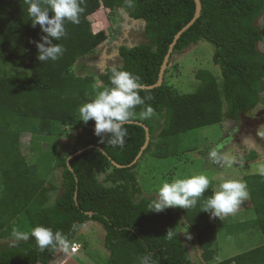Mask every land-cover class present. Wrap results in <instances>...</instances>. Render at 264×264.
Returning <instances> with one entry per match:
<instances>
[{
  "label": "trees",
  "instance_id": "trees-1",
  "mask_svg": "<svg viewBox=\"0 0 264 264\" xmlns=\"http://www.w3.org/2000/svg\"><path fill=\"white\" fill-rule=\"evenodd\" d=\"M200 2L199 17L181 34L169 61L175 53L204 40L213 47L212 61L220 69V78L210 70L198 69L195 90L179 93L166 82L167 68L161 86L141 91L142 97L151 96L146 104L155 114L140 120L138 114L144 106H138L137 115L129 120L145 124L150 140L140 158L127 166L145 141L143 127L126 124L123 147H113L98 142L94 121L85 124L78 120L79 106L110 85L112 68H105L97 78H79L73 72L78 59L92 55L107 39V32L92 31L88 17L102 7L108 17L122 9L130 18L145 21L146 42L132 47L121 45V65L115 67L138 75L141 85H152L174 35L192 19L194 1L135 0L134 7L127 8L124 0H85L80 23H66L67 36L53 40L63 46V55L42 63L33 41L43 33L39 25L32 26L25 0H0V239H15L0 245V264H47L60 248L40 251L31 236L25 240L8 234L6 230L16 218L27 226L23 233H30L37 225L62 231L68 248L84 224H101L105 231L103 245L108 251L106 264H195L180 233L183 222L194 231L204 264H264V244L215 261L216 218L200 210L213 193L211 188L196 207L181 208L182 216L170 208L148 210L155 197L137 198L143 194L137 166L145 154L156 158L179 156L185 152L179 148L183 133L225 120L237 121L258 103L264 105V54L257 48L263 37L254 24L264 11V0ZM20 68L23 71L17 74ZM95 82L99 88L93 90ZM68 129L75 133L71 149L57 152V142L68 135ZM24 135L32 140L53 136L54 151L44 152L29 163L21 151ZM71 154H75L69 160L72 170L66 163ZM112 161L126 167L118 168ZM56 168L61 169L62 189L47 205L53 188L47 177ZM98 174L103 175L102 180ZM243 179L255 214L252 224L259 225L264 236V175L255 173ZM168 229L177 232L171 240L165 236Z\"/></svg>",
  "mask_w": 264,
  "mask_h": 264
},
{
  "label": "rangeland",
  "instance_id": "rangeland-1",
  "mask_svg": "<svg viewBox=\"0 0 264 264\" xmlns=\"http://www.w3.org/2000/svg\"><path fill=\"white\" fill-rule=\"evenodd\" d=\"M94 32L103 30L107 32V39L98 46L92 55L78 59L72 69L79 78L83 76H94L102 74L107 67L120 66L121 57L118 54V46H135L146 42L144 37V26L142 20L130 18L126 11L117 9L112 16L100 7L93 15L89 16ZM132 23V24H130ZM254 24L260 28L263 39L257 43L258 50L264 54V11L255 20ZM108 42V43H107ZM213 47L210 43L200 40L190 45L180 53H175L170 61L166 73V82L179 93H188L195 90L198 81L195 72L198 69L210 70L216 77L220 78V69L212 61ZM18 69V73H22ZM96 80V79H95ZM95 88L99 83L95 82ZM68 135L63 136L57 142L56 151L70 150L74 142V130H67ZM66 131V132H67ZM29 135L21 137V151L29 163H33L37 157L44 152H53V144L56 139L53 136L34 137ZM53 141V144L51 143ZM46 144V145H44ZM219 144H223L221 154L233 159L228 165L221 163L213 164L208 157V151ZM31 147V148H30ZM179 148L185 150L179 156L168 158H156L145 154L138 162L137 172L139 185L142 189L141 197H155L158 188L165 182H171L177 178H184L196 174H204L210 180L209 188L218 190L219 184L224 180H238L246 184L245 176L260 173L264 167V105L258 103L250 112L242 113L239 120H225L221 124H213L183 133L179 137ZM256 154L253 156L251 152ZM253 156V157H251ZM102 180L103 175L98 174ZM47 182L53 186L49 193L47 205H50L59 196L62 189L61 169H54L47 177ZM179 216H182L181 207H169ZM255 218L249 197L242 201L234 214L224 217L222 220L216 218V258L220 261L234 256L260 243L259 231L246 226ZM181 219V218H180ZM17 218L9 225L24 232L25 222ZM184 224V225H183ZM180 226V233L189 249L190 256L195 264H201L196 245L194 231L184 222ZM248 227V229H247ZM254 232V235L250 234ZM105 231L101 224L90 221L84 224L74 237L82 247L101 262L107 261L108 251L104 248ZM9 240L0 239V244L9 243ZM86 242V246L83 243ZM65 252L63 247L56 250V256ZM80 254L74 255L73 260L84 264ZM105 258V260H104ZM53 259V258H52ZM53 264V260L50 261ZM49 262V263H50ZM72 264V262H70ZM106 264V262H105Z\"/></svg>",
  "mask_w": 264,
  "mask_h": 264
},
{
  "label": "clouds",
  "instance_id": "clouds-1",
  "mask_svg": "<svg viewBox=\"0 0 264 264\" xmlns=\"http://www.w3.org/2000/svg\"><path fill=\"white\" fill-rule=\"evenodd\" d=\"M84 2L85 0H25L32 26L39 25L43 33L38 41H33L37 48V59L40 62L56 61L63 55L65 49L61 44L53 43V40L60 41L67 36L66 23H80V16L85 10L82 6ZM134 5L135 0H124L125 7L133 8ZM110 72V85L105 86L93 99L79 106L78 120L85 124L90 120L94 121L93 132L99 138V143L106 142L113 147H123L128 134L125 125L137 115L135 109L138 106H144L138 114L140 120L151 119L155 110L146 104L151 96L140 95L144 89L138 75L115 66L110 69ZM222 147L223 144H219L210 149L208 157L213 164L219 165L223 162L231 165L233 159L221 154ZM260 174L264 175V167H261ZM209 185L210 180L204 174L165 182L158 188L148 210L161 212L169 207L179 206L183 209L196 207L200 198L209 189ZM248 196L249 192L245 183L238 180H224L219 184L218 190L204 200L200 210L222 220L234 214ZM176 234L177 232L173 229H168L165 236L171 240ZM14 235L25 240L31 236L35 239L40 251L57 247H63L65 251L68 249V242L62 231H53L52 228L43 225L35 226L30 233L14 232Z\"/></svg>",
  "mask_w": 264,
  "mask_h": 264
},
{
  "label": "water",
  "instance_id": "water-1",
  "mask_svg": "<svg viewBox=\"0 0 264 264\" xmlns=\"http://www.w3.org/2000/svg\"><path fill=\"white\" fill-rule=\"evenodd\" d=\"M194 3H195V11H194V15L192 17V19L185 25L183 26L175 35H174V38L172 40V42L169 44V47H168V50L163 58V61H162V64L160 66V69H159V72H158V77H157V81L152 84V85H142V88L143 89H153L155 87H159L161 86V84L163 83V80H164V73L166 71V69L169 67L170 65V56L173 52V47L174 45L176 44L177 40L179 39V37L181 36V34L186 31L193 23L194 21L199 17L200 15V11H201V2L200 0H193ZM143 23V26L145 25V21H142ZM132 47V46H130ZM130 123H134V124H137L141 127H143L144 131H145V141L143 143V145L141 146L139 152L137 153L136 157L134 158V160L128 164L127 166H132L141 156L142 152L147 148L148 146V143H149V140H150V134H149V131H148V127L141 123V122H135V121H129L127 124H130ZM90 147H95L96 149L100 150V151H103V149L99 146H90ZM84 149H81V150H78L77 151V154L82 152ZM76 153V152H75ZM75 154H71L67 160H66V163H67V166L70 170H72L70 164H69V160L74 156ZM112 163L118 167V168H123V167H126V165H120L114 161H112ZM74 199L76 201V191H75V195H74ZM87 214L91 215L92 213L88 212Z\"/></svg>",
  "mask_w": 264,
  "mask_h": 264
},
{
  "label": "crops",
  "instance_id": "crops-1",
  "mask_svg": "<svg viewBox=\"0 0 264 264\" xmlns=\"http://www.w3.org/2000/svg\"><path fill=\"white\" fill-rule=\"evenodd\" d=\"M117 10V9H116ZM115 10V11H116ZM119 10H121V9H119ZM130 24H132V23H130ZM133 25V24H132ZM61 139H64L63 137L61 138ZM255 215V214H254ZM19 219V218H18ZM255 219V218H254ZM252 220V221H250L251 222V224H249L248 225V227H249V229H251V230H254L255 228H257V230L259 231V236H260V243L259 244H257L256 246H260V245H263L264 244V236H263V234L261 233V231L259 230V225H257V226H254L252 223H254V221L255 220ZM17 220V218L14 220V221H16ZM250 222H247L246 221V223H250ZM248 227H247V229H248ZM13 230H16L14 227H11V228H9L8 227V229L6 230L7 231V233L8 234H14V232L15 231H13ZM251 236H253L254 235V232L253 233H251L250 234ZM6 240H9V239H6ZM15 239H11V240H9L10 242H12V241H14ZM75 241V240H74ZM79 245H80V249L77 251V252H75V253H72V252H70L69 251V248L65 251V252H62V254H60L59 256H56V251H55V253L53 254V256H52V258H51V260L50 261H52L53 260V264H70V262H72V264H79V263H77L76 261H74L73 260V256L74 255H77V254H80L81 256H83L82 258V260L84 261V262H82V263H84V264H95L96 262H101V261H99V260H97L94 256L92 257L90 254H89V252L85 249V247L83 248L82 247V244H81V242H79V241H76ZM1 245V244H0ZM196 245H197V242H196ZM256 246H254V247H256ZM197 247H198V245H197ZM251 248H253V247H251ZM250 248V249H251ZM198 249H199V247H198ZM198 255L200 256V252H198ZM237 255V254H236ZM200 259H201V256H200ZM104 260H105V258H104ZM49 261V262H50ZM202 261V259L200 260V262ZM47 263V264H52L51 262L50 263ZM204 264V262L202 261L201 262V264ZM102 264H105V262L104 263H102Z\"/></svg>",
  "mask_w": 264,
  "mask_h": 264
},
{
  "label": "built area",
  "instance_id": "built-area-1",
  "mask_svg": "<svg viewBox=\"0 0 264 264\" xmlns=\"http://www.w3.org/2000/svg\"><path fill=\"white\" fill-rule=\"evenodd\" d=\"M80 245L77 242H72L71 245L69 246V251L72 253H75L79 250Z\"/></svg>",
  "mask_w": 264,
  "mask_h": 264
},
{
  "label": "flooded vegetation",
  "instance_id": "flooded-vegetation-1",
  "mask_svg": "<svg viewBox=\"0 0 264 264\" xmlns=\"http://www.w3.org/2000/svg\"><path fill=\"white\" fill-rule=\"evenodd\" d=\"M120 47V45L118 46V48ZM118 48H117V50H118Z\"/></svg>",
  "mask_w": 264,
  "mask_h": 264
}]
</instances>
